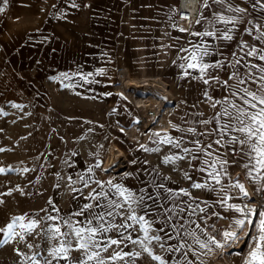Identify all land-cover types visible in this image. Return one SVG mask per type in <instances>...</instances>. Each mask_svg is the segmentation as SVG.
Returning <instances> with one entry per match:
<instances>
[{
	"label": "rangeland",
	"instance_id": "rangeland-1",
	"mask_svg": "<svg viewBox=\"0 0 264 264\" xmlns=\"http://www.w3.org/2000/svg\"><path fill=\"white\" fill-rule=\"evenodd\" d=\"M172 2L75 0L79 7H73L72 0H7L6 4L0 0V7L5 8L0 13V149H4L0 151V168L6 170L0 173V201H3L0 229L5 228L13 216L26 213L44 216L41 209L57 215L48 205L49 199L60 210V216L78 210L85 203L94 204L85 197L97 185L90 182L89 187H84L81 175L86 179L90 176L93 181L121 183L137 194L140 188L153 192L149 182L155 179L160 183L167 177L169 180L163 181L166 187L187 188L192 196L208 200V192L192 189V181L184 177L188 172L197 179L189 164L190 157L175 165L162 163L164 156L179 150L160 145L159 152H145L140 144L156 147L151 135L143 142L133 139L127 131L139 124L140 115L122 88L121 70L135 78L163 74L162 79L170 84L173 93L172 103L176 104L178 96L169 79V68L188 34L179 31ZM99 68H104L106 74L89 77L98 83H85L79 76H72L70 80L60 78L61 73L71 75L78 70L82 74H95ZM13 104L22 107H13ZM175 108L171 114L172 124ZM155 132L183 137L184 146L191 147L186 142L192 137L175 131L171 125L167 130ZM111 140L130 162L119 170L105 171L103 161ZM232 159L229 156V160ZM97 164L100 166L95 167ZM192 164L199 166L198 161ZM90 167L91 173L88 172ZM24 168L29 171L23 172ZM237 169L241 168L234 165L233 178L237 177ZM124 173H137L138 178L124 177ZM17 187L24 194L17 191ZM161 224L162 221L153 224L150 235H156ZM159 234L164 236L163 232ZM109 235L115 236V232ZM136 235L143 233H133L134 237ZM4 238V233L0 232V242ZM28 243L34 247L29 249ZM54 243L43 236L0 243V264H31L26 257L34 253L46 256ZM151 247L156 255L169 259L158 242H153ZM14 249L25 256H19ZM241 249L217 250L202 259L207 264H233L230 253ZM131 250L140 249L131 244L124 248V251ZM111 252L109 249L104 255ZM72 255L78 257L79 253ZM136 264L157 262L144 254Z\"/></svg>",
	"mask_w": 264,
	"mask_h": 264
},
{
	"label": "snow or ice",
	"instance_id": "snow-or-ice-1",
	"mask_svg": "<svg viewBox=\"0 0 264 264\" xmlns=\"http://www.w3.org/2000/svg\"><path fill=\"white\" fill-rule=\"evenodd\" d=\"M3 2L6 4L7 0ZM250 3L253 11L264 12V0H250ZM211 4L222 7L212 12L211 19L200 15L195 21V24H201L206 20L207 28L203 31L179 28L180 32H188L189 36L200 39L188 40L187 46L178 47V59L182 61L178 67L182 70V79L191 78L205 86L202 96L211 102V108L217 109L219 105L220 110L211 118L191 121L195 126L187 128L169 122L175 131L192 137L186 142L191 147L184 146L183 137H172L168 133L161 135L159 132H153L150 136L156 147L149 148L144 144L139 147L145 152H159L160 145H169L179 150L164 156L162 163L165 164L175 165L177 161L190 157L189 164L193 172L202 175L194 180L192 175L185 172V179L192 181V189L214 193L215 199L201 200L192 196L187 188L166 187L163 181L169 180L167 177L162 178L160 183H156L155 179L149 182L153 192L140 188L137 194V191L121 183H113L112 180L93 181L90 176L86 179L81 175L84 187H89L90 182L97 185L85 197L94 201V204L85 203L78 210L60 216V210L49 199L48 205L57 215L41 209L45 212L44 216L39 213L13 216L6 227L0 229L5 237L0 243L7 244L16 238L26 241L29 236H43L45 240L55 242L47 250L46 256L34 253L26 257L31 264H60L61 261L64 264H136L137 259L144 254L157 264H207L202 257L242 243L241 251L231 253L240 257L241 264H264V64L244 62L245 57L264 62V48L240 40L237 51L231 54L233 61L228 62L220 49L236 38L238 25L243 23L247 9L233 5L230 0H211ZM211 4L209 0H203L202 6L210 9ZM72 6L79 7L75 0H72ZM4 11L5 8L0 7V13ZM247 23L251 27H245L244 34L264 44V15L258 16L255 22L249 20ZM205 38L226 43L214 47ZM213 55H219L222 59L206 62V58ZM226 67L235 70L228 75V79L221 80L215 73ZM241 67L246 69L244 74L240 72ZM105 74V69L99 68L95 74H82L78 70L71 75L61 73L60 78L70 80L72 76H79L85 83H98L95 79L89 80V77ZM213 84L226 90L228 95L223 99H214L209 94ZM120 95L126 99L122 93ZM12 106L22 107L18 104ZM196 115L202 117L204 113ZM208 125L213 127L209 128ZM197 126L202 130L198 131ZM229 156L233 158L231 165L243 170L246 181L253 186L257 200L253 199V192L248 190L239 177L233 178L229 173ZM192 161H198L199 166L193 165ZM99 166L97 164L95 167ZM5 171L0 168V173ZM22 171L28 172L29 169L24 168ZM88 172H92L91 167ZM129 176L138 178L137 173H124V177ZM16 190L24 194L19 187ZM161 221V227L156 229L157 234L150 235L152 225ZM219 221H226L227 226L218 227ZM42 224L44 227H41ZM112 232H115V236L109 235ZM161 232L164 236L159 234ZM133 233L143 235L134 237ZM169 240L176 243L168 244ZM153 242H158L165 249L169 259L154 253L151 247ZM129 244L140 250L124 251ZM27 247L32 249L34 245L28 243ZM109 249H112L111 254L105 256ZM14 250L19 256H25L19 249ZM73 252H78L79 256L74 257Z\"/></svg>",
	"mask_w": 264,
	"mask_h": 264
},
{
	"label": "crops",
	"instance_id": "crops-1",
	"mask_svg": "<svg viewBox=\"0 0 264 264\" xmlns=\"http://www.w3.org/2000/svg\"><path fill=\"white\" fill-rule=\"evenodd\" d=\"M201 2V12L200 15H203L204 17H207L211 19L212 17V12L213 11H219L221 9V5L218 4H211V0H209V3L211 4V8H204L203 5V0H200ZM230 2L233 5H239L241 7H245L247 9V13L244 14V21L243 23L239 24V32L236 34V38L232 42H227V46L221 48L220 50L223 52V56L227 57L228 62L233 61L232 57V52L237 51V44L240 42V40L244 41H255L259 47H264V44H260L258 41L254 40L253 37H250L246 34H244V28L245 27H251L247 22L252 19H256L258 16L264 15V12L260 11H253L251 8V3L250 0H230ZM173 11L174 14L177 18L178 15V7H179V2L176 0H173ZM226 15H231L230 13H225ZM199 15V16H200ZM179 27V26H178ZM208 27L207 21H202L201 24H194L192 27L191 31H203L205 28ZM219 27H223L222 25H219ZM180 28V27H179ZM188 34V32H186ZM200 38L199 37H194V36H189L187 35L186 39L182 42L183 46H187V41L188 40H193V41H198ZM210 42L214 47L219 46V45H224L226 42L223 41H216L211 38H205ZM240 54V53H238ZM179 55H183V53H179ZM247 58L250 59L252 63L256 64H264V62H261L259 60H256L252 57H245L244 62H247ZM222 59L221 56L219 55H213L211 57L206 58V62H214L215 60ZM177 57L175 60V63L169 68V79L170 82L175 85V91L177 93V100L176 104L174 105L175 108V113L174 118H173V124L179 125L181 128H187L189 126H195L191 124V121L195 120H200V119H208L211 118L216 111L220 110L221 106H217V109H213L210 107V101H207L204 99L202 96V91L204 89V85H202L201 82L192 80L191 78H181L182 76V70L178 67L179 63H181ZM239 67V66H238ZM232 67H226L223 70H217L215 74H218L221 78V80H226L228 79V75L234 71ZM246 69L240 68L241 74H244ZM194 75L196 73H193ZM163 75V74H161ZM157 76V75H155ZM230 83H234V81H230ZM253 88L255 85L252 86ZM170 88V84H169ZM209 94L214 97V99H223L224 96L228 95L227 91L224 90L223 88H220L219 86L213 84L212 87L209 89ZM193 105H196L193 107ZM196 113H204V116H198ZM172 114V113H171ZM183 118V119H182ZM171 120V116H170ZM187 121V122H186ZM198 127V131L202 130L201 127ZM209 128L213 127V125H208ZM212 139V138H210ZM230 161V166L228 168L229 173L231 174L234 169V165H231V160ZM241 170V177L239 178L242 182L248 185V182L245 179L244 172L242 169H237ZM194 175L197 174V179H199L200 175L197 172H193ZM232 175V174H231ZM252 186V185H251ZM208 200H213L215 199V194L214 193H207ZM239 202V201H237ZM233 247V246H232ZM243 248V244L242 247ZM228 249V248H227ZM241 251V250H239ZM233 252H238V251H233ZM231 252V253H233ZM230 253V260L232 261L233 264H241V259L239 256L232 255Z\"/></svg>",
	"mask_w": 264,
	"mask_h": 264
},
{
	"label": "bare ground",
	"instance_id": "bare-ground-1",
	"mask_svg": "<svg viewBox=\"0 0 264 264\" xmlns=\"http://www.w3.org/2000/svg\"><path fill=\"white\" fill-rule=\"evenodd\" d=\"M122 88L128 99L136 107L140 116L144 117L148 107L158 110L159 118L156 120L147 118L140 125H133L127 131L133 139L147 141L152 132L167 130L170 127V116L174 109L173 93L169 83L162 78L132 77L126 70L120 72ZM167 98V99H164ZM152 125V126H151ZM112 141V140H111ZM107 152V151H106ZM104 162V169L119 170L123 165L130 162L129 157L119 148L118 144L111 142L107 158ZM242 244V243H241ZM228 249H224L227 251Z\"/></svg>",
	"mask_w": 264,
	"mask_h": 264
},
{
	"label": "built area",
	"instance_id": "built-area-1",
	"mask_svg": "<svg viewBox=\"0 0 264 264\" xmlns=\"http://www.w3.org/2000/svg\"><path fill=\"white\" fill-rule=\"evenodd\" d=\"M200 12H201L200 0H179L178 15H177L178 26L186 28V29H189V28L192 29V27L195 24L196 19L199 18ZM252 21L255 22L256 19H252ZM248 43L250 45L255 44L257 47H259L255 41H248ZM261 48H264V47H261ZM247 61H250V59L247 58ZM148 77H150V78H154V77L162 78L161 75H157V76L150 75ZM157 112H158V110H156L154 107H148V109L145 112L144 117L140 116V121H139V124H137V125H140L141 123L145 122L144 118H147L148 120H150V119L156 120L157 118H159V114ZM235 174H236L235 176L240 178L241 177V170H237L235 172ZM247 187H248V190L250 192H253V186L248 184ZM253 199L254 200L258 199L255 196L254 192H253ZM217 226L218 227H226L227 222L226 221H219ZM233 247L241 248L242 244H237V245H234Z\"/></svg>",
	"mask_w": 264,
	"mask_h": 264
}]
</instances>
